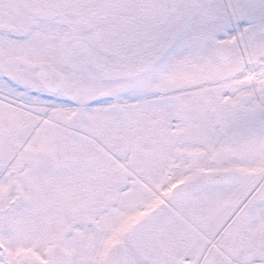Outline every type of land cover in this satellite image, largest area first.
I'll return each mask as SVG.
<instances>
[{"label": "snow or ice", "instance_id": "obj_1", "mask_svg": "<svg viewBox=\"0 0 264 264\" xmlns=\"http://www.w3.org/2000/svg\"><path fill=\"white\" fill-rule=\"evenodd\" d=\"M0 264H264V0H0Z\"/></svg>", "mask_w": 264, "mask_h": 264}]
</instances>
